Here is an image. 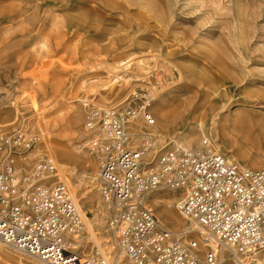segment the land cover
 Segmentation results:
<instances>
[{
    "label": "rangeland",
    "instance_id": "obj_1",
    "mask_svg": "<svg viewBox=\"0 0 264 264\" xmlns=\"http://www.w3.org/2000/svg\"><path fill=\"white\" fill-rule=\"evenodd\" d=\"M42 2L0 0V134L20 130L36 138L28 167L50 156L59 172L57 151L64 149L80 157L78 176L90 169L96 178L95 154L82 126L83 99L114 109L140 108L148 100L151 146L143 127L132 140L147 148L149 159L182 146L262 166L264 0H56L52 9ZM113 66L120 67L119 81ZM69 178L76 185V175ZM90 184L66 185L84 224L77 251L95 257L105 238L112 248L105 258L112 263L120 251L96 180ZM158 191L145 204L159 221L172 231L189 226L174 208L177 193ZM84 192L91 205L83 203ZM160 193L170 201L156 202ZM96 216L101 234L90 238L84 228ZM0 247L10 253L0 250V264H44ZM120 259L130 264L124 254Z\"/></svg>",
    "mask_w": 264,
    "mask_h": 264
},
{
    "label": "built area",
    "instance_id": "obj_2",
    "mask_svg": "<svg viewBox=\"0 0 264 264\" xmlns=\"http://www.w3.org/2000/svg\"><path fill=\"white\" fill-rule=\"evenodd\" d=\"M148 105L84 106L96 187L118 251L130 264H264V163L254 169L182 146L149 159L132 140L138 120L146 123L142 135L152 136ZM35 143L20 130L0 134V242L49 264H112L78 253L83 219L50 156L28 167ZM161 189L177 193L175 210L197 229L172 231L159 221L145 201Z\"/></svg>",
    "mask_w": 264,
    "mask_h": 264
},
{
    "label": "bare ground",
    "instance_id": "obj_3",
    "mask_svg": "<svg viewBox=\"0 0 264 264\" xmlns=\"http://www.w3.org/2000/svg\"><path fill=\"white\" fill-rule=\"evenodd\" d=\"M44 2H42L41 4H45L46 6H49L48 9H52V6L55 4L56 0H43ZM12 10V9H11ZM39 32H42L41 29H39ZM45 33V32H44ZM53 34V33H52ZM42 35V34H41ZM53 39V38H52ZM41 41V40H40ZM144 59V58H143ZM42 60V59H41ZM120 63V62H118ZM124 63V62H123ZM121 64V63H120ZM119 64V65H120ZM112 65V64H110ZM127 66V63L125 64L124 68H126ZM123 67V66H122ZM128 67V66H127ZM120 67L118 66H113L112 67V74H113V78L114 80H117L119 81V79H121L122 77L119 75L118 76V70ZM117 70V71H116ZM124 71H126L124 69ZM145 71V70H144ZM132 72V71H131ZM107 73V72H106ZM109 75V74H108ZM112 78V79H113ZM81 82V81H80ZM100 83V82H99ZM82 88V87H81ZM152 89V88H151ZM82 90V89H81ZM153 92V90H152ZM86 98V97H85ZM87 100L91 103L93 102L92 99H83L82 100V103H83V106H86L88 103H87ZM99 108L101 109H105V105L104 104H100ZM142 127L143 125L141 123H138V122H135L134 125L132 126V129L134 130V134H140L139 132V129L140 131L142 130ZM151 128V127H150ZM149 127L147 128L148 130L150 129ZM143 133V132H142ZM141 133V134H142ZM205 140V139H203ZM207 141V140H206ZM202 143H205V141H203ZM175 144H178V143H175ZM180 144V142H179ZM178 144V145H179ZM207 144V143H206ZM177 145V146H178ZM136 147V146H135ZM176 147V146H175ZM51 148V147H50ZM51 151L53 152V149L51 148ZM57 156L60 160L59 162V166L61 168V171L59 170V178L61 181H63V183L65 185H68L69 187L73 185V187H81L83 185V188H88L89 184L91 182H93V180H95V176H93L94 174H92L91 170L90 169H85L83 170L82 172H80L81 174L78 176L74 170L75 168V165L78 164V162L81 161L80 157L73 151H70V150H64V149H61L59 151H57ZM148 155V154H147ZM52 159V158H51ZM53 160V159H52ZM74 175H76V178L77 180L75 181L76 182V185H74L75 183L71 182L70 181V178L69 177H73ZM91 185V184H90ZM82 188V187H81ZM157 192V191H156ZM159 192V191H158ZM161 195H158L157 198H155L154 200L156 202H167V201H170L169 198H167L163 193H160ZM83 203H87L88 205H91L92 203V200H91V197L87 195V192H84V196H83ZM151 201V200H150ZM169 204V203H168ZM76 205V204H75ZM87 205V206H88ZM81 206V205H80ZM77 207V206H76ZM165 212V209H160L158 211L159 215H163V213ZM95 215V214H94ZM99 218L96 216L95 219L93 221H91V228L89 229H85V232H86V235L90 238H93V232L96 231L95 235L96 234H101L100 231L102 230L101 228L98 227L99 225ZM191 227V229H197V226L194 224V223H191L189 225ZM93 233V234H92ZM99 240V238H98ZM103 242H101V248L98 249V255L99 256H102V257H107L106 255H108L109 253H111V246L108 244V240H106L105 238L102 240ZM79 240H77V244H78ZM1 243V242H0ZM0 250L4 253H7V254H10L7 250L3 249L2 247H0ZM123 253H118V255L116 256V258L114 259V261H112V264H125L124 261L122 259H120V257L122 256ZM44 264H49V263H46V262H43Z\"/></svg>",
    "mask_w": 264,
    "mask_h": 264
}]
</instances>
